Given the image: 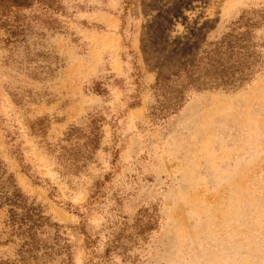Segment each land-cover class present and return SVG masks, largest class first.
<instances>
[{"label": "rangeland", "instance_id": "1", "mask_svg": "<svg viewBox=\"0 0 264 264\" xmlns=\"http://www.w3.org/2000/svg\"><path fill=\"white\" fill-rule=\"evenodd\" d=\"M7 1L0 264H264V0ZM228 44L249 78L163 117L155 52Z\"/></svg>", "mask_w": 264, "mask_h": 264}, {"label": "trees", "instance_id": "2", "mask_svg": "<svg viewBox=\"0 0 264 264\" xmlns=\"http://www.w3.org/2000/svg\"><path fill=\"white\" fill-rule=\"evenodd\" d=\"M3 5H9L7 0H0ZM11 4V3H10ZM11 6H14L11 4ZM18 8L19 6H15ZM160 20H165L164 16L159 17ZM149 37V35H148ZM146 37V38H148ZM203 41L201 45L203 46ZM147 39L144 40L142 46L143 54L146 58H149V49L147 48ZM223 43L221 44V47ZM233 46L231 44L226 45L225 50L222 52L219 48L216 50H201L200 47L195 53L189 55V57L181 58L179 51L167 52L164 49L157 50L156 55L164 54V63L156 70L159 72V76L154 86V92L157 99H160V113H164L163 117L174 113L176 109L182 105L185 101V94L190 90H207V89H234L243 84L249 75L246 74L247 70L251 67H245L241 63H234L235 60L228 59L222 60V56L227 53L233 55ZM183 52L182 50H180ZM179 57V60H178ZM173 66L172 71L167 74H163L165 68ZM153 112V109H152ZM75 133L67 134L65 141H70ZM85 137V136H84ZM93 133L85 137L83 143H78L81 138H77V145L74 150L77 154L83 155L93 152L95 150L94 140L92 139ZM15 218L11 219V224H15ZM24 222L27 219H22ZM23 221L19 222L21 228ZM26 226V225H25ZM33 225H31L26 232L22 234L25 244L24 247L31 250H36L35 236L32 234Z\"/></svg>", "mask_w": 264, "mask_h": 264}]
</instances>
